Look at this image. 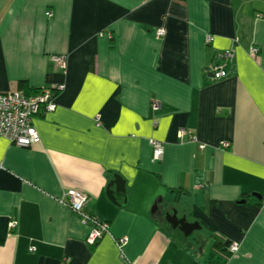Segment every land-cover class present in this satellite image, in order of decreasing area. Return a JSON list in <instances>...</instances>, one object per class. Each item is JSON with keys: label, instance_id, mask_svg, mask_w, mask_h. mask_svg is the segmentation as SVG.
<instances>
[{"label": "crops", "instance_id": "1", "mask_svg": "<svg viewBox=\"0 0 264 264\" xmlns=\"http://www.w3.org/2000/svg\"><path fill=\"white\" fill-rule=\"evenodd\" d=\"M231 48L213 79L208 63ZM21 80L61 88L34 116L36 143L0 136V264H264V0H0V91ZM70 188L110 225L96 243L63 202ZM174 210L199 221L196 243ZM213 233L237 252H217Z\"/></svg>", "mask_w": 264, "mask_h": 264}, {"label": "built area", "instance_id": "2", "mask_svg": "<svg viewBox=\"0 0 264 264\" xmlns=\"http://www.w3.org/2000/svg\"><path fill=\"white\" fill-rule=\"evenodd\" d=\"M51 15L49 10L46 12ZM164 29L160 28L157 31L158 35L164 34ZM213 40V36L208 34L206 36V42L210 43ZM252 51H256L252 48ZM217 63L213 66L212 72L214 76L221 77L227 73L226 63L230 64L234 57L233 49H227L224 52L216 55ZM54 60L64 67L66 63L65 56H54ZM59 89L60 85H57ZM55 92L50 87H44L38 92L32 95H27L22 90H10L6 92L0 91V136L5 137L11 143L22 147H28L39 140L38 131L33 124V119L39 112L53 111L57 104L55 101ZM180 134L184 133V129H181ZM193 141H196V136L192 137ZM230 145L227 141H222V147H228ZM153 146V161H158L162 158L164 148L162 142L159 140H152ZM204 146V145H202ZM1 168V164H0ZM63 202L67 205L71 211L79 215L81 222L84 224H90L91 229L87 236V241L90 243H96L105 234L110 233V225L107 221L98 219L94 214L88 213L85 210L87 202V195L84 191L77 188H70L65 191ZM15 221L10 222V226L14 227ZM118 244L123 245L126 242L125 237H119L116 239ZM231 253L237 252L239 249L238 243L234 242L229 245Z\"/></svg>", "mask_w": 264, "mask_h": 264}, {"label": "water", "instance_id": "3", "mask_svg": "<svg viewBox=\"0 0 264 264\" xmlns=\"http://www.w3.org/2000/svg\"><path fill=\"white\" fill-rule=\"evenodd\" d=\"M116 192L126 193V180L118 174H114V177L109 181L106 187V194L108 198L113 203L117 204ZM253 196L260 199V195L258 196L256 193H254ZM126 200H127V196L125 195L124 202H126ZM155 209H157V203L153 206L152 213L154 212ZM165 216L168 223H170L173 228L180 229L185 236H189L195 230L201 229V224L199 223L198 220L189 221L186 216L179 217L176 210H174L172 213L167 212ZM229 244L230 241H226V245L228 246Z\"/></svg>", "mask_w": 264, "mask_h": 264}, {"label": "trees", "instance_id": "4", "mask_svg": "<svg viewBox=\"0 0 264 264\" xmlns=\"http://www.w3.org/2000/svg\"><path fill=\"white\" fill-rule=\"evenodd\" d=\"M254 48V47H253ZM225 51V50H224ZM224 51H219V53H221V52H224ZM254 52H256V51H254ZM217 63H220V61H219V59L217 60V57H216V55L214 56V59L210 62V63H208V65H207V72L209 73L210 72V74H211V77L213 78V79H222V78H225V77H227L228 75H229V73H230V70H229V67L232 65V63H233V61L231 62V64H228V63H226V68L225 69H227L226 71H227V73L225 74V75H223V76H221V77H216V76H214V74H213V72H212V69H213V66L215 65V64H217ZM230 65V66H229ZM27 83L25 82V81H23V80H21L20 81V83H19V87H20V89L19 90H22L24 93H26L27 95H32L33 93H29V92H27L26 91V89H24L25 87H28L27 85H26ZM44 88V87H43ZM52 88V87H51ZM42 89V88H41ZM40 89H37V91L36 92H38ZM52 90L55 92V96H56V94L59 92V87H57V86H55L54 88H52ZM35 94V93H34ZM39 113H43V111L42 112H39ZM37 115V114H36ZM195 136V135H194ZM193 137V136H192ZM196 140H197V138H196ZM12 144H14V143H12ZM15 145V144H14ZM203 145V144H202ZM201 145V146H202ZM221 145H222V143H221ZM230 146V145H229ZM163 219H164V217H163ZM161 221H163V222H165V220H162V219H160ZM204 224V223H203ZM204 226H206V224H204ZM209 228H211V227H208V229ZM191 236V238H190V243H196L197 242V240H196V238H195V235L193 236V234L192 235H190ZM194 238V239H193ZM231 244V243H230ZM229 244V245H230ZM229 245L227 246L226 244H225V241L223 240V238L221 237V236H219L217 233H213V244H212V247L217 251V252H219V253H221L222 255H224L225 257H230L231 255H232V253H231V251H230V249H229ZM189 246V245H188Z\"/></svg>", "mask_w": 264, "mask_h": 264}, {"label": "rangeland", "instance_id": "5", "mask_svg": "<svg viewBox=\"0 0 264 264\" xmlns=\"http://www.w3.org/2000/svg\"><path fill=\"white\" fill-rule=\"evenodd\" d=\"M55 96V95H54ZM57 104V103H56Z\"/></svg>", "mask_w": 264, "mask_h": 264}]
</instances>
